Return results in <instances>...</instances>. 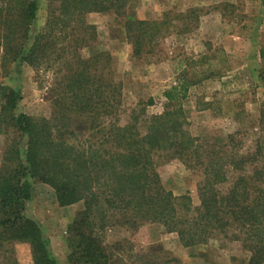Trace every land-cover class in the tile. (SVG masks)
Masks as SVG:
<instances>
[{"label": "trees", "instance_id": "obj_1", "mask_svg": "<svg viewBox=\"0 0 264 264\" xmlns=\"http://www.w3.org/2000/svg\"><path fill=\"white\" fill-rule=\"evenodd\" d=\"M129 3L45 0V22L33 33L38 0H0L4 60L53 66L61 85L47 119L16 111L18 88L0 86V131L11 128L18 138L5 148L0 165V248L24 242L30 264H58L41 226L26 210L34 181H40L53 189L58 205L82 202L68 228L66 264L110 263L101 232L111 218L129 229L156 223L182 246L230 234L247 249L246 264H262L264 124L250 152L238 151V132L226 136L224 149L206 148L187 129L180 104L189 85L185 79L162 91L160 113L146 115L137 107L124 114L120 82L95 71L97 54H79L94 35L84 21L90 12L120 18L132 56L147 51L160 23L167 21L137 19ZM77 118L82 122L73 121ZM158 156L180 159L199 171L196 206L186 193L175 195L163 187L155 170Z\"/></svg>", "mask_w": 264, "mask_h": 264}, {"label": "rangeland", "instance_id": "obj_2", "mask_svg": "<svg viewBox=\"0 0 264 264\" xmlns=\"http://www.w3.org/2000/svg\"><path fill=\"white\" fill-rule=\"evenodd\" d=\"M129 10L137 19L167 21L160 23L158 36L145 53L131 55L121 20L110 12L84 16L94 35L79 49L84 58L98 55L97 73H109L120 82L124 114L137 107H143L146 115L160 113L165 107L162 91L185 79L189 85L180 104L186 110L190 135L206 148L221 150L226 136L238 132V151L254 150L264 132L259 130L264 124V0H130ZM45 14V0H38L33 33L43 26ZM3 57L0 48V86L18 88L16 111L34 119L51 117L61 86L56 68L11 63ZM148 99L152 104H145ZM17 139L11 128L0 131V165L5 148ZM155 163L163 187L175 195L186 193L191 206H196L199 171L177 158L158 156ZM81 209V201L58 205L53 189L34 181L26 210L41 226L58 264H66L68 228ZM113 219L101 232L109 264L247 261V249L230 234L182 246L174 233L156 223L129 229ZM30 262L27 243H3L0 248V264Z\"/></svg>", "mask_w": 264, "mask_h": 264}]
</instances>
